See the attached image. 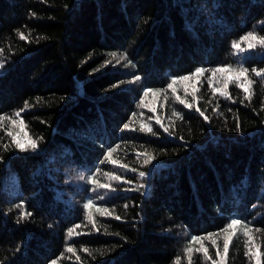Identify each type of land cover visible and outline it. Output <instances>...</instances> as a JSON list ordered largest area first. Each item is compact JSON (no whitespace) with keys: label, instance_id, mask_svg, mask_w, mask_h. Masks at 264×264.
<instances>
[{"label":"trees","instance_id":"obj_1","mask_svg":"<svg viewBox=\"0 0 264 264\" xmlns=\"http://www.w3.org/2000/svg\"><path fill=\"white\" fill-rule=\"evenodd\" d=\"M260 38L264 0H0V264H264Z\"/></svg>","mask_w":264,"mask_h":264},{"label":"rangeland","instance_id":"obj_2","mask_svg":"<svg viewBox=\"0 0 264 264\" xmlns=\"http://www.w3.org/2000/svg\"><path fill=\"white\" fill-rule=\"evenodd\" d=\"M250 43L254 44L255 46L257 44V42L254 41V40H248V42H245L246 50L251 49V48H249V44ZM245 48H243V49H245ZM240 69L241 68L237 66V70L235 72H233V73H218V74H216L213 77L212 82H211L214 92L218 93L219 95H224V94L227 93L228 88L230 86H235L240 91H245V88L247 89V91H249L251 84L249 83V79L247 77L248 74L245 73V76H240L239 79H237V75H238ZM253 74L256 75L255 72H253ZM226 84H227V86H225ZM241 85H243V87H241ZM185 86H187V88H188V93L194 96L195 92L197 90L195 79L186 81L185 82ZM247 91H245V92H247ZM13 140H14L15 143H16V141H19L21 144H24L25 148H26V146L30 147L29 146L30 140L27 138L26 134L23 133L22 131H18L14 135V139ZM108 183H109V185L111 184L109 181H108ZM107 188H109V187L108 186L103 187L102 188L103 192ZM250 257L252 258V260L256 261L257 252L254 251V250H250ZM222 260L224 261V255H219V257H218V261L219 262L217 264H223Z\"/></svg>","mask_w":264,"mask_h":264},{"label":"snow or ice","instance_id":"obj_3","mask_svg":"<svg viewBox=\"0 0 264 264\" xmlns=\"http://www.w3.org/2000/svg\"><path fill=\"white\" fill-rule=\"evenodd\" d=\"M22 38H23V37H22ZM242 39H243V40H257V37H256L254 34L249 33V34H247L245 37H243ZM258 42H259L261 45H264V38H260ZM233 47H234V48H239L240 45H239V44H234ZM252 47H255V45L250 43V44H249V48H252ZM226 71H229V69H227V68H219V69H216V70L213 72V75H215L216 72H226ZM247 71H248V69H246V68H241V69L239 70L238 75H237V79H239L240 76H245V73H247ZM252 71L255 72V74H256L257 76H260V75H261V72H260V71H257V70H255V69H253ZM196 72H197V74L202 73V72H203V69H197ZM137 79H138V78H137ZM183 79H188V77H184ZM173 82H175V81H173ZM249 83H250V81H249ZM225 86H227V84H226ZM170 87H171V85H170ZM241 87H243V85H241ZM245 91H247L246 88H245ZM147 94H148V93H147V91H146V92H145V95H147ZM178 99H179V98H178ZM180 103H181V104H184L185 102H184L183 100H180ZM187 106H188V107H191V105H187ZM197 110H199V109H197ZM17 115H19V114L17 113ZM0 119H2V118H0ZM13 123H14V121H13ZM142 128H143V126H142ZM148 131H151V129H148ZM8 135L11 136L12 133L9 132ZM16 143H17V146H18L19 148H21L22 150L25 148V145H24V144H21L19 141H16ZM29 146H30L32 149H36V148L38 147V145H37V143H36L35 141H30V142H29ZM140 175L143 177V176L145 175V173L141 172ZM114 179H119V177H114ZM90 206H91V201H89V203H88V205H86V207H90ZM240 223H241V221L234 219V220H232L231 223L227 226V228L224 229V231L227 232L228 229H234L235 226L238 225V224H240ZM233 235H234V233H233ZM194 239H195V238H194ZM230 239H231V235H227V236H225L224 244H223V248H224V253H225V254H227V252H228V250H229V241H230ZM212 243L215 244L216 241L213 240ZM69 251H71V249H69ZM187 251L190 252V251H191V248L187 249ZM204 252H205V254H207V249H206V248L204 249ZM217 255H219V253H217Z\"/></svg>","mask_w":264,"mask_h":264}]
</instances>
